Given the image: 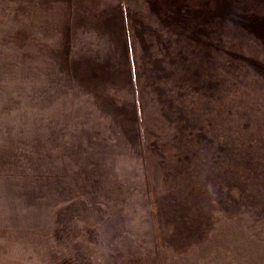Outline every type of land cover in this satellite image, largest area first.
Instances as JSON below:
<instances>
[{"label":"rangeland","instance_id":"rangeland-1","mask_svg":"<svg viewBox=\"0 0 264 264\" xmlns=\"http://www.w3.org/2000/svg\"><path fill=\"white\" fill-rule=\"evenodd\" d=\"M0 264H264V0H0Z\"/></svg>","mask_w":264,"mask_h":264}]
</instances>
